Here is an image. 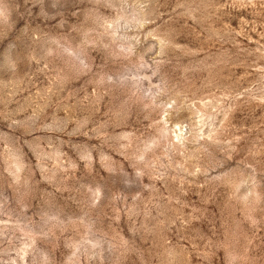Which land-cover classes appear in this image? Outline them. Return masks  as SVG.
I'll return each mask as SVG.
<instances>
[{
	"label": "rangeland",
	"instance_id": "obj_1",
	"mask_svg": "<svg viewBox=\"0 0 264 264\" xmlns=\"http://www.w3.org/2000/svg\"><path fill=\"white\" fill-rule=\"evenodd\" d=\"M0 264H264V0H0Z\"/></svg>",
	"mask_w": 264,
	"mask_h": 264
}]
</instances>
